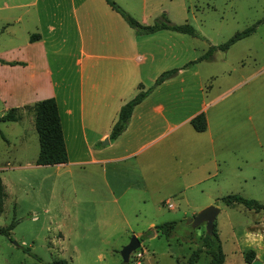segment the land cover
<instances>
[{
	"label": "crops",
	"instance_id": "obj_1",
	"mask_svg": "<svg viewBox=\"0 0 264 264\" xmlns=\"http://www.w3.org/2000/svg\"><path fill=\"white\" fill-rule=\"evenodd\" d=\"M32 2L24 21L21 12L11 11L19 4L0 0V7H10L7 17H0V60L21 63H0V115L21 108L15 120L0 121L2 208L13 195L12 184L2 173L51 166L34 163L38 141L33 116L23 108L41 99H54L66 162L79 167L72 186L79 190L81 206L73 212L66 208L63 214L95 222L102 231L121 237L129 231V218L141 214L145 205L158 210V205L167 204L173 210L170 198L185 203L186 193L218 187L225 180L228 155L235 156L243 141L257 142L262 67L251 73L240 60L232 75L222 56V81L214 86L162 90L175 82L183 84V77L195 76L204 63L211 67L213 55L156 85L132 108L125 128L109 139L119 107L136 86H149L180 58L184 63L192 44L186 34L166 29L136 36L105 0ZM145 16L141 11L140 23H146ZM30 36L36 37L30 40ZM200 112L206 126L197 132L189 119ZM236 134L240 137L234 138ZM10 202L14 207V198Z\"/></svg>",
	"mask_w": 264,
	"mask_h": 264
},
{
	"label": "rangeland",
	"instance_id": "obj_2",
	"mask_svg": "<svg viewBox=\"0 0 264 264\" xmlns=\"http://www.w3.org/2000/svg\"><path fill=\"white\" fill-rule=\"evenodd\" d=\"M5 1L7 5L19 4V7L11 11L21 12L24 21L34 7L33 0ZM113 1L138 22L139 14L143 11L146 15L144 24L152 23L163 13L171 23L191 25L202 38L183 35L192 44L190 58L187 60L204 52L209 44L225 41L232 33L251 25L264 15V0ZM9 8L0 7V17H7ZM177 34L181 36V33ZM212 55L214 62L211 67L204 63L197 69L195 76L183 77V84L175 82V86L162 90H174L175 87H179L177 90H197V85L207 89L210 85L219 83L223 77L219 66L222 56L227 58L225 66H228L232 75L240 67V60L244 63V68L247 64L250 66L251 73L255 68L262 67L258 82L263 83L264 20L256 25L254 33L231 47L227 53L218 50ZM181 59L174 67L183 64ZM209 73L215 76L209 78ZM135 93L136 89L130 98ZM232 110L233 108L230 109ZM243 122L242 119V124ZM257 129V142L243 141L240 146H236L235 156L228 155L226 174L223 176L225 180L218 187L186 193L185 203L170 198V203L175 205L173 210L167 204L158 205V210L153 205H145L139 211L141 214L129 218L126 223L129 231L122 237L120 234L102 231L99 229L101 225L95 222L76 220L63 214L66 208L73 212L81 206L77 198L79 190L72 186L73 177L79 170L77 165L65 162L67 164L35 169L24 167L18 171L8 170L2 173L12 184L13 195L3 202L0 225L7 224L12 218L15 224L8 237L0 235V264H48L57 259H63L67 264H123L119 250L132 235L140 239L137 248L142 252L140 264H184L190 250L200 245L205 233L204 224L191 227L185 220L205 207L199 206L203 202L218 208L213 224L224 255V264H248L243 261V256L249 250L264 264V209L254 212L241 204L226 206L219 200L221 196L230 193L258 202L264 200V90H259L258 95ZM236 137L240 135L236 134L234 138ZM242 137H245L244 133ZM8 161L12 164L15 162ZM26 161L29 160L20 162ZM13 198L14 207L10 202ZM85 206L86 204L83 205ZM164 221L176 223L169 239L156 235L143 236L150 228V222L157 224ZM112 224L109 225L113 226ZM254 259L255 257L252 260ZM208 263L209 256L201 252L194 264ZM127 264L131 262L128 261Z\"/></svg>",
	"mask_w": 264,
	"mask_h": 264
},
{
	"label": "trees",
	"instance_id": "obj_3",
	"mask_svg": "<svg viewBox=\"0 0 264 264\" xmlns=\"http://www.w3.org/2000/svg\"><path fill=\"white\" fill-rule=\"evenodd\" d=\"M105 2L112 10L120 15L124 22L133 30L136 36L148 35L158 30L166 29L183 33L191 37L202 38V36L191 25L187 23H171L163 13H161L158 18H155L152 23L142 24L133 19L113 0H105ZM263 20L264 15L261 19H258L251 25L239 31H235L225 41L215 45L209 44L206 50L195 59L189 60L179 67H173L161 71L149 86L143 88L141 84H138L136 86V93L119 107L116 119L112 123L108 133V138L114 139L125 128L132 108L139 103L156 85L176 75L180 69L191 67L193 64L201 60H210L212 57L211 55L215 50L226 51L234 42L253 33L256 25L261 23ZM34 37L36 36H30L29 39H34ZM0 63L9 65L16 63L21 64L20 62H5L2 60H0ZM23 108L29 110L33 116V125L38 141V152L34 163L36 165H53L66 162V152L54 99H41L30 105H26ZM20 110L21 108H10L4 114L0 115V121L15 120L18 117ZM189 124L193 130L197 132L203 131L206 126L203 113L200 112L192 116L189 119ZM3 198L4 192L0 182V213L2 212ZM219 200L226 206L241 204L244 208L254 212L264 209V200L262 202H258L254 199L244 198L236 193L221 196ZM14 224L15 220L12 218L6 225L0 226V235L8 237L9 231L13 228ZM175 225L176 223L174 221H164L154 224L143 233V236L155 234L156 236L163 237L167 240L171 236ZM137 239L140 241L139 237H137ZM201 252L209 256L208 264H224V255L221 250L214 224L210 234L204 233L202 235L200 245H197L190 250L184 264H194L199 258V254ZM253 257V251L249 250V253L243 256V261L245 263H249ZM48 264H67V262L63 259H57L49 262Z\"/></svg>",
	"mask_w": 264,
	"mask_h": 264
},
{
	"label": "water",
	"instance_id": "obj_4",
	"mask_svg": "<svg viewBox=\"0 0 264 264\" xmlns=\"http://www.w3.org/2000/svg\"><path fill=\"white\" fill-rule=\"evenodd\" d=\"M106 143V140H105ZM218 213V208L212 205H207L198 210L194 216L185 220L186 224L191 227H197L200 224H204V231L206 234H210L213 228V220ZM139 247V241L136 236L132 235L129 241L123 245L119 250V255L123 264H127L128 255ZM248 264H260L258 260H251Z\"/></svg>",
	"mask_w": 264,
	"mask_h": 264
},
{
	"label": "built area",
	"instance_id": "obj_5",
	"mask_svg": "<svg viewBox=\"0 0 264 264\" xmlns=\"http://www.w3.org/2000/svg\"><path fill=\"white\" fill-rule=\"evenodd\" d=\"M168 206H170V205L168 204ZM141 256H142V252L135 249L133 252H131L128 255V261H130L131 264H140Z\"/></svg>",
	"mask_w": 264,
	"mask_h": 264
}]
</instances>
